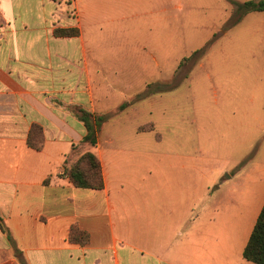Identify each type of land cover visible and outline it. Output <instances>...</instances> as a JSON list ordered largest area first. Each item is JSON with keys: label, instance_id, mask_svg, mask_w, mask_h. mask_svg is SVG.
<instances>
[{"label": "crops", "instance_id": "0c3cea01", "mask_svg": "<svg viewBox=\"0 0 264 264\" xmlns=\"http://www.w3.org/2000/svg\"><path fill=\"white\" fill-rule=\"evenodd\" d=\"M174 2L0 0V264H254L243 252L264 206V164L225 177L229 161L179 163L185 150L161 142L147 164L145 137L160 121L146 100L119 112L120 90L106 84L115 14L166 15ZM154 25L170 31L162 19ZM76 108L117 115L110 136L83 143ZM85 152L100 160L102 189L64 175ZM75 230L88 240H72Z\"/></svg>", "mask_w": 264, "mask_h": 264}, {"label": "rangeland", "instance_id": "374dc122", "mask_svg": "<svg viewBox=\"0 0 264 264\" xmlns=\"http://www.w3.org/2000/svg\"><path fill=\"white\" fill-rule=\"evenodd\" d=\"M248 1L260 0H175L166 15L115 14L107 35L114 71L106 84L120 90L115 107L146 100L160 121L157 135L145 137L147 164L157 162L156 142L184 149L179 163L229 161L225 177L264 164V12L244 16L240 6ZM158 19L169 32L156 30ZM107 122L103 142L113 124Z\"/></svg>", "mask_w": 264, "mask_h": 264}, {"label": "trees", "instance_id": "16d2710c", "mask_svg": "<svg viewBox=\"0 0 264 264\" xmlns=\"http://www.w3.org/2000/svg\"><path fill=\"white\" fill-rule=\"evenodd\" d=\"M240 8H243L244 16L252 12H264V0L248 1L241 5ZM55 35L59 37H74L79 35V31L76 29H57ZM126 107L127 104H123L119 110L126 109ZM74 111L86 128L83 143L96 147L100 130L108 121L110 114L95 115L82 108H76ZM34 132L37 131L35 130ZM41 143L42 141L35 138L34 135L28 140V144L37 150L41 149ZM64 175L78 188L102 189L104 187L100 160L92 152L81 154L71 166L65 168ZM0 227L3 231H6L1 217ZM72 240L85 242L88 240V235L75 230L72 233ZM243 257L254 264H264V206L244 249Z\"/></svg>", "mask_w": 264, "mask_h": 264}]
</instances>
